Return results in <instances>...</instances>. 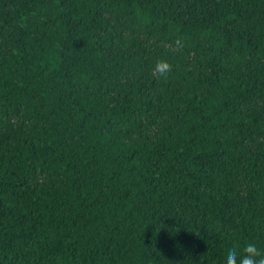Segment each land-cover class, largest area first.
Returning <instances> with one entry per match:
<instances>
[{"label":"trees","instance_id":"1","mask_svg":"<svg viewBox=\"0 0 264 264\" xmlns=\"http://www.w3.org/2000/svg\"><path fill=\"white\" fill-rule=\"evenodd\" d=\"M246 243L264 252V0H0V264Z\"/></svg>","mask_w":264,"mask_h":264},{"label":"clouds","instance_id":"2","mask_svg":"<svg viewBox=\"0 0 264 264\" xmlns=\"http://www.w3.org/2000/svg\"><path fill=\"white\" fill-rule=\"evenodd\" d=\"M174 65L166 59H158L153 65V74L159 80H167L173 74ZM224 264H264V252L254 243H246L243 248L234 245L224 257Z\"/></svg>","mask_w":264,"mask_h":264}]
</instances>
